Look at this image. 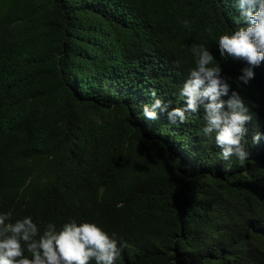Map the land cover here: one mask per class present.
Listing matches in <instances>:
<instances>
[{
  "label": "trees",
  "instance_id": "obj_1",
  "mask_svg": "<svg viewBox=\"0 0 264 264\" xmlns=\"http://www.w3.org/2000/svg\"><path fill=\"white\" fill-rule=\"evenodd\" d=\"M219 8L0 0V211L41 231L98 222L127 243L116 264H264V62L232 86L255 116L242 164L219 159L202 112L179 127L140 115L152 90L181 106L191 45L219 62L213 37L232 27ZM220 66L235 80L243 65Z\"/></svg>",
  "mask_w": 264,
  "mask_h": 264
},
{
  "label": "clouds",
  "instance_id": "obj_2",
  "mask_svg": "<svg viewBox=\"0 0 264 264\" xmlns=\"http://www.w3.org/2000/svg\"><path fill=\"white\" fill-rule=\"evenodd\" d=\"M217 3L218 11L232 25L213 37L219 62L206 44L191 45L194 64L179 87L181 106L173 107L171 100L152 90L151 103L143 105L140 115L145 120L166 116L169 125L179 127L189 116L202 112L200 133L214 140L219 159L227 162L234 157L242 164L249 157L247 125L255 116L232 86H248L255 78L254 70L264 62V0ZM183 26L190 27V21H183ZM206 31L211 33V29ZM226 61L243 65L235 80L222 72L220 63ZM262 138L255 131L252 143ZM126 247V241L95 221L70 218L59 227L49 222L41 231L30 215L12 221L9 212L0 211V264H116Z\"/></svg>",
  "mask_w": 264,
  "mask_h": 264
}]
</instances>
